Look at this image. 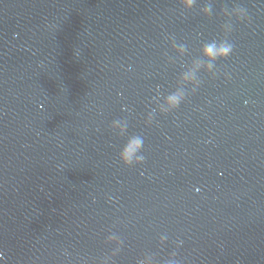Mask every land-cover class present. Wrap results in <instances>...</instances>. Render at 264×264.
<instances>
[{"label": "water", "instance_id": "obj_1", "mask_svg": "<svg viewBox=\"0 0 264 264\" xmlns=\"http://www.w3.org/2000/svg\"><path fill=\"white\" fill-rule=\"evenodd\" d=\"M204 2L0 0V264H264V0ZM235 4L218 75L146 124Z\"/></svg>", "mask_w": 264, "mask_h": 264}, {"label": "clouds", "instance_id": "obj_2", "mask_svg": "<svg viewBox=\"0 0 264 264\" xmlns=\"http://www.w3.org/2000/svg\"><path fill=\"white\" fill-rule=\"evenodd\" d=\"M180 3L185 10H190L197 4V0H180ZM200 12L205 16H212V0H205L200 8ZM221 13L227 18L221 24L223 35L219 38H212L204 41L200 46L199 57L193 59L190 63L182 65L174 90L165 94L161 93L158 87L157 95L154 97L156 107L148 112L145 121L146 124L153 123L154 116L157 112L168 114L179 108L182 102H184L191 93H195L202 84V73L211 74L213 77L218 75L217 61L229 57L234 49V44L228 39V35L233 30L232 18L235 17L236 20L239 21L245 20L247 18V9L242 5L235 4L231 8L224 6L221 9ZM170 39L171 47L178 54V57H184L189 53L188 46L185 43H177L174 37ZM165 55H167V53H165ZM169 60H172V58L169 57ZM110 127L116 135L126 137L118 153L120 161L128 166L144 162L146 159L143 154L144 138L139 133L128 132V120L125 118L114 119ZM106 240L108 242H116L117 247L112 255L119 252L123 241L115 233L108 235ZM108 259H111V257ZM105 264H107V261H105ZM140 264H143V262H140ZM170 264H178V261H170Z\"/></svg>", "mask_w": 264, "mask_h": 264}]
</instances>
